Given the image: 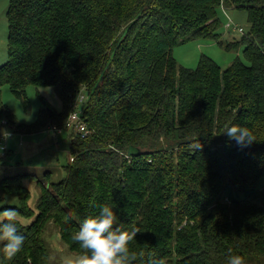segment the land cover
Here are the masks:
<instances>
[{
  "label": "trees",
  "instance_id": "1",
  "mask_svg": "<svg viewBox=\"0 0 264 264\" xmlns=\"http://www.w3.org/2000/svg\"><path fill=\"white\" fill-rule=\"evenodd\" d=\"M231 8L246 12L249 28L225 49L244 46L247 64L236 58L222 70L201 56L195 69L179 66L173 48L217 40L218 11ZM6 17L0 88L24 106L28 86L56 88L62 109L44 103L23 125L0 102V129L69 130L81 92L86 133L71 130L61 181L46 172L0 182V200L17 202L0 212L31 220L16 219L25 242L11 260L0 251L1 264H48L49 225L80 255L73 236L105 205L136 233L131 264H148L150 255L163 264H227L230 255L264 264V0H9ZM231 124L257 142L239 149L223 134ZM23 179L37 185L35 208Z\"/></svg>",
  "mask_w": 264,
  "mask_h": 264
},
{
  "label": "rangeland",
  "instance_id": "2",
  "mask_svg": "<svg viewBox=\"0 0 264 264\" xmlns=\"http://www.w3.org/2000/svg\"><path fill=\"white\" fill-rule=\"evenodd\" d=\"M8 4L9 0H0V67L7 60L8 24L6 12ZM218 18L220 26L217 30L219 35L217 40L199 37L186 40L173 48L172 55L179 66L195 69L201 56L209 57L222 70L228 68L236 58L247 64L243 56L244 46H239L233 50L225 49L227 43L241 38L242 33L239 32V29H242L244 34L247 33L249 24L246 12L233 8L219 9ZM228 23L230 28L225 29ZM233 28L235 29L233 30ZM49 88L51 91L47 92ZM26 98L28 105L24 106L22 101L11 93L8 86L0 88V102L14 116L18 124L31 125L34 123L44 103L55 112H60L62 109L58 90L53 87L35 88L28 86ZM82 108L83 104L78 109L79 113H81ZM50 128L51 126L41 132L25 135L14 133L8 125L1 128L9 131L11 136L7 140H1L6 151L0 155L3 157V161L0 163V182L3 179L24 174L42 179L46 172L51 173V179L55 183L65 177L63 167L70 163L68 150L71 129L59 133L50 130ZM4 135L7 136V133L5 132ZM41 182L43 185L46 184L43 180ZM23 185L31 193L30 207L35 208L39 197L37 185L27 179H23ZM263 186L264 178L260 180L257 189H261ZM0 198L3 197L0 196ZM16 203L14 199H2L0 200V209ZM16 219L25 226L31 223V220ZM43 244L48 250V264H68L69 261H74L79 256L69 251L61 240L58 229L53 225L47 227L43 236Z\"/></svg>",
  "mask_w": 264,
  "mask_h": 264
},
{
  "label": "clouds",
  "instance_id": "3",
  "mask_svg": "<svg viewBox=\"0 0 264 264\" xmlns=\"http://www.w3.org/2000/svg\"><path fill=\"white\" fill-rule=\"evenodd\" d=\"M50 91L49 88L47 92ZM5 132L7 136L4 135ZM223 134L241 149L249 148L257 142L253 131L239 124L227 126ZM10 136L9 131L0 129V139L7 140ZM3 151L4 146L0 144V155ZM0 217H2L0 219V243L3 244L0 251L6 259L11 260L21 252L25 237L17 227L15 209H3ZM135 234L133 231L130 235L122 227L113 207L102 206L97 214L84 218L80 223L73 240L78 242L79 247L84 251L68 264H131L132 257L128 244L132 235ZM148 264H163V262L150 255ZM227 264H246V262L241 255H230Z\"/></svg>",
  "mask_w": 264,
  "mask_h": 264
},
{
  "label": "built area",
  "instance_id": "4",
  "mask_svg": "<svg viewBox=\"0 0 264 264\" xmlns=\"http://www.w3.org/2000/svg\"><path fill=\"white\" fill-rule=\"evenodd\" d=\"M239 32H242V30L239 29ZM84 101H85V96L80 92L75 99V102L73 104V111L70 113L67 119V123H66V127L68 129H71L75 131L76 133H82V134L86 133V127H85V123L80 118L78 109ZM50 130L54 132H60L54 126H52ZM1 140L2 139H0V141ZM5 150H6V147L4 146V151Z\"/></svg>",
  "mask_w": 264,
  "mask_h": 264
},
{
  "label": "water",
  "instance_id": "5",
  "mask_svg": "<svg viewBox=\"0 0 264 264\" xmlns=\"http://www.w3.org/2000/svg\"><path fill=\"white\" fill-rule=\"evenodd\" d=\"M239 111V110H238ZM239 148V147H238ZM239 149H241V148H239Z\"/></svg>",
  "mask_w": 264,
  "mask_h": 264
}]
</instances>
